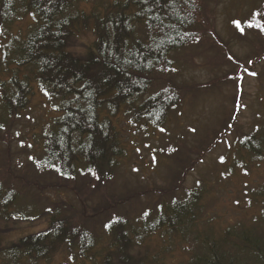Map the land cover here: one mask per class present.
Returning a JSON list of instances; mask_svg holds the SVG:
<instances>
[{
	"label": "trees",
	"instance_id": "obj_1",
	"mask_svg": "<svg viewBox=\"0 0 264 264\" xmlns=\"http://www.w3.org/2000/svg\"><path fill=\"white\" fill-rule=\"evenodd\" d=\"M215 6L214 0H0V135L37 96L50 114L39 129H29L34 142L11 148L6 159L0 154V162L20 168L26 162L14 154H29L28 172L0 166V221L46 223L15 241H4L0 230V264H53L61 250L75 264H264V177L245 181L251 164L264 167V116L237 134V159L225 171L231 178L240 168L238 199L250 217L223 225L206 217L201 185L151 190L141 204L139 166L146 158L140 150L136 179L122 192L110 186L135 165V137L145 144L174 119L188 93L204 89H185L173 77L191 57L180 60L181 52L216 43L207 33ZM257 11L242 25L252 33L264 29V5ZM80 37L85 42L77 44ZM246 57L245 70L260 76L264 47ZM234 129L232 122L225 130ZM170 143L156 148L157 155L170 158ZM57 183L76 194L68 214L62 200L59 208L39 200ZM132 186L136 191L128 192Z\"/></svg>",
	"mask_w": 264,
	"mask_h": 264
},
{
	"label": "rangeland",
	"instance_id": "obj_2",
	"mask_svg": "<svg viewBox=\"0 0 264 264\" xmlns=\"http://www.w3.org/2000/svg\"><path fill=\"white\" fill-rule=\"evenodd\" d=\"M214 1L216 2L215 13L207 33L216 43L203 41L200 43V47L196 46L181 52L180 60L183 59L181 57L183 54L184 56L189 54L191 57L184 64L185 68H181V75L173 77L175 83L177 81L185 89L189 87L204 89L194 95L188 93V96L185 97H190L188 102H183V107H180L181 109L176 112L174 119L160 131L152 133L154 135H150V140L145 144L139 135L135 137L134 141L137 146L130 150L135 165L130 163L131 165L128 166L131 169H127L123 173L133 176L127 175L124 178L116 176L110 180V186L116 185L118 191L122 192L125 191L124 187L128 183L136 179L134 167L139 166L140 150L146 158L142 164L144 167L139 166V173L143 174L139 188H142L141 191H145L141 195V204H144L147 199V196L144 195L151 190L171 187H180L184 190L201 185L207 192L205 198L206 217L222 221L223 225L225 222L243 219L251 215L250 212H247L245 204L238 199L244 190V177L240 168H235L231 178L225 176V171L235 165L234 162L237 159L233 146L237 134L252 129L250 127L253 122L259 116H264V64L257 65L256 70L260 74L258 77L250 75L245 70L247 68L245 64L248 63L246 54L250 58L264 47V29L254 30L252 28V33L250 26H242L246 17H254L258 14L257 8L264 5V0ZM260 20L264 22V14L261 15ZM84 38L80 37L77 44L85 42ZM250 40L256 50L249 42ZM214 44L216 45L213 46ZM259 60L261 59L256 61ZM253 71L254 69L250 68L249 72ZM49 115L44 99L37 96L31 109L24 113L18 124L6 131L3 136L0 135V154L6 159L7 151L11 148L16 151L18 148L21 150V147H24L22 145L27 147L26 139L34 142L30 138L29 129H39L41 123ZM38 120L39 126L35 123ZM232 122L235 129L227 132L228 130L225 129L228 123L231 125ZM257 124L261 125L260 122ZM169 143L173 144L169 148L170 158L158 156L155 149L158 147L167 149ZM26 155H29L26 150L18 152V155L14 154V159L19 162L22 159L25 160L26 163L22 168L11 166L15 161H5V163L1 161L0 166L10 174L15 170L24 171L27 169L26 172H28ZM251 170L252 177L250 176L245 181L250 182L264 177V167L257 170L251 164ZM21 177L23 178V175ZM60 178L62 179L61 176ZM170 179L172 180L169 181ZM66 180V185H72L70 181H74L67 178ZM80 183V181H76L78 186L81 185ZM30 185L24 183V187L29 189H31ZM90 185L96 186L97 184L92 182ZM60 186L61 184L57 183L55 189H45L46 195L40 197L39 200L41 205L53 201L54 208H59L61 206L59 201L62 200L63 203H67L63 210L68 214L71 208L75 207L74 197L76 194L70 195L66 187L60 188ZM83 187L84 185H81V188ZM135 188L129 189L128 192L134 191ZM238 201L241 205L237 203ZM32 221L35 220L25 218L12 221L1 220L0 230L4 232L2 235L3 239L5 238L4 241H15L23 235L37 233L45 229L46 223L41 218L38 222L33 223ZM53 264L75 263L65 257L64 251L61 250L56 255Z\"/></svg>",
	"mask_w": 264,
	"mask_h": 264
}]
</instances>
